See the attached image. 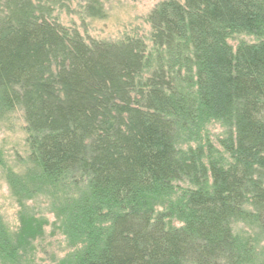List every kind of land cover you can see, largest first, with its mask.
I'll use <instances>...</instances> for the list:
<instances>
[{"label": "trees", "instance_id": "1", "mask_svg": "<svg viewBox=\"0 0 264 264\" xmlns=\"http://www.w3.org/2000/svg\"><path fill=\"white\" fill-rule=\"evenodd\" d=\"M72 4L105 15L102 0H0V118L20 110L29 146L8 185L20 204L48 197L60 264H264V0L161 1L147 41L117 42L61 25ZM211 120L228 158L179 146ZM23 220L0 217L12 264H34L43 234Z\"/></svg>", "mask_w": 264, "mask_h": 264}, {"label": "rangeland", "instance_id": "2", "mask_svg": "<svg viewBox=\"0 0 264 264\" xmlns=\"http://www.w3.org/2000/svg\"><path fill=\"white\" fill-rule=\"evenodd\" d=\"M161 1L165 0H102L105 15L101 18L83 17L78 11V4H72L70 10H55L54 18L66 28L76 30L87 42L94 40L117 42L127 37L147 41L150 33L148 16ZM242 41L252 43L257 41V38L247 34H239L233 35L228 42L237 46ZM202 129L201 136L199 134L196 137L187 130V134H184L179 140V146L189 150V148L195 149L203 144L201 146H204L207 151L208 146L212 145V150H216L215 158H228L229 155L221 146L222 140L226 138V128L219 122L211 120ZM27 141L28 131L23 113L20 110L5 118H0L1 221L9 232L14 233L23 228V218L32 228L36 225H42L43 234H37L31 243V247L36 250L31 254L34 249H27L24 258L25 256L30 257L34 264H60L71 250L66 238L55 225V216L51 211L50 201H47L48 197H41L38 194L34 200L23 201L24 204L22 205L12 195L8 185L10 174L21 175L28 167L29 146ZM178 185L182 188L191 186L187 181H182ZM158 211L161 212L162 209L158 208ZM172 223L180 226L175 219ZM236 227L238 230L249 234L245 226L236 225ZM237 229L235 232H238ZM258 248L260 254L264 253L262 240L258 244ZM6 258L8 257L0 256V264H12Z\"/></svg>", "mask_w": 264, "mask_h": 264}]
</instances>
